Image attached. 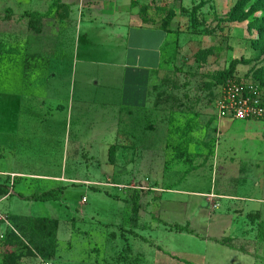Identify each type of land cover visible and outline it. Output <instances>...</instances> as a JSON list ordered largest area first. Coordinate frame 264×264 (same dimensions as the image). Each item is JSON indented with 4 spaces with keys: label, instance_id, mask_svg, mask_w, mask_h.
I'll return each mask as SVG.
<instances>
[{
    "label": "rangeland",
    "instance_id": "obj_1",
    "mask_svg": "<svg viewBox=\"0 0 264 264\" xmlns=\"http://www.w3.org/2000/svg\"><path fill=\"white\" fill-rule=\"evenodd\" d=\"M148 1L141 17L171 42L150 106L124 122L103 105L78 115L46 88L44 51L54 29L65 36L64 0H0L1 115L13 111L11 84L33 113L28 137L0 135V212L16 230L0 264H202L224 253L170 230L185 220L168 206L190 208L187 193L214 192L235 167L264 160V120L228 122L215 105L234 83L264 96V0ZM61 187L57 202L33 198Z\"/></svg>",
    "mask_w": 264,
    "mask_h": 264
},
{
    "label": "crops",
    "instance_id": "obj_2",
    "mask_svg": "<svg viewBox=\"0 0 264 264\" xmlns=\"http://www.w3.org/2000/svg\"><path fill=\"white\" fill-rule=\"evenodd\" d=\"M64 2L65 36H59L60 29H54L56 44L53 42L54 47L44 51L45 73L52 76L53 83L46 88L57 90L59 104L78 107L74 110L78 115H90L103 105L124 122L142 116L150 106L165 62L166 46L171 42L165 45L161 40H168L171 31L162 29L152 15L150 19L141 17V8L150 5L148 0ZM65 40L70 48L63 43ZM1 98L0 95V105ZM8 100L13 111L10 107L6 120L0 110V123H8L5 127L0 124V135L28 137L33 113L30 108H23L29 105L27 99H20L11 84ZM210 122L213 126L214 121ZM214 131L222 138L217 129ZM253 161H247L248 173L243 172L245 165H240L234 168L232 177L221 178L214 192L187 193L190 208L183 204L168 206L170 213L180 210L179 215L185 220L181 225H171L170 230L204 238L224 250L202 264H264V160ZM175 227L190 233L179 232Z\"/></svg>",
    "mask_w": 264,
    "mask_h": 264
},
{
    "label": "built area",
    "instance_id": "obj_3",
    "mask_svg": "<svg viewBox=\"0 0 264 264\" xmlns=\"http://www.w3.org/2000/svg\"><path fill=\"white\" fill-rule=\"evenodd\" d=\"M215 105L220 119L241 122L264 120V96L258 85L234 83L226 86ZM9 232L15 234L16 230L8 216L0 212V245L6 242Z\"/></svg>",
    "mask_w": 264,
    "mask_h": 264
},
{
    "label": "trees",
    "instance_id": "obj_4",
    "mask_svg": "<svg viewBox=\"0 0 264 264\" xmlns=\"http://www.w3.org/2000/svg\"><path fill=\"white\" fill-rule=\"evenodd\" d=\"M67 191V187H61V188H58L56 190H52V191H49V192H46V193H43L42 195H36L34 196V200L36 202H57L64 194L65 192ZM4 195H7V194H4ZM21 198V197H20ZM21 199H25V198H21ZM11 221H13L11 219ZM32 223V221H30V224ZM29 224V223H28ZM29 224V225H30ZM35 224H32V226H34ZM33 230L34 227H32ZM175 229L179 232H189V230L187 229H184V228H180V227H175ZM37 232V231H36ZM190 233V232H189ZM10 237H15V234L14 233H9L8 234V239Z\"/></svg>",
    "mask_w": 264,
    "mask_h": 264
}]
</instances>
